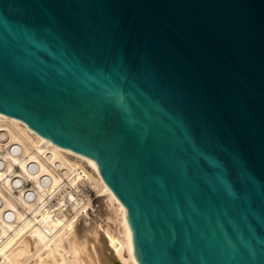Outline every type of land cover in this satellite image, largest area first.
I'll list each match as a JSON object with an SVG mask.
<instances>
[{
  "label": "water",
  "instance_id": "95a60500",
  "mask_svg": "<svg viewBox=\"0 0 264 264\" xmlns=\"http://www.w3.org/2000/svg\"><path fill=\"white\" fill-rule=\"evenodd\" d=\"M0 113L94 163L139 264H264V0H0Z\"/></svg>",
  "mask_w": 264,
  "mask_h": 264
},
{
  "label": "bare ground",
  "instance_id": "6f19581e",
  "mask_svg": "<svg viewBox=\"0 0 264 264\" xmlns=\"http://www.w3.org/2000/svg\"><path fill=\"white\" fill-rule=\"evenodd\" d=\"M0 122L9 123L13 138L31 144H36L40 140L45 141L61 153L65 160H69L73 165L82 164L95 178L94 173L97 174L99 196L104 199L106 211L107 209L109 211L108 219L111 220V228L109 226L104 228L102 237V241L106 243L105 252L108 250L111 259H117L122 264H139L129 234L126 209L103 181L94 163L86 156L53 144L20 120L0 113ZM4 198L6 202H0V264H64L65 244L74 254L76 264H85L79 256V250L82 248L79 247L72 231V220L77 216L64 222L60 218H52L29 202H20L15 195ZM7 210L13 211L12 220L4 217ZM97 239L95 230L90 235L86 234L84 241L92 244L94 251L91 253H95L94 259L99 264H107L108 255L99 247Z\"/></svg>",
  "mask_w": 264,
  "mask_h": 264
},
{
  "label": "built area",
  "instance_id": "2783aa9c",
  "mask_svg": "<svg viewBox=\"0 0 264 264\" xmlns=\"http://www.w3.org/2000/svg\"><path fill=\"white\" fill-rule=\"evenodd\" d=\"M11 131L9 123L0 122V202L15 195L64 222L99 207L96 173L95 178L87 167L65 160L45 141L31 144L13 138ZM4 217L12 220L13 211H5Z\"/></svg>",
  "mask_w": 264,
  "mask_h": 264
},
{
  "label": "rangeland",
  "instance_id": "374dc122",
  "mask_svg": "<svg viewBox=\"0 0 264 264\" xmlns=\"http://www.w3.org/2000/svg\"><path fill=\"white\" fill-rule=\"evenodd\" d=\"M99 203V207L91 213H88L87 216H83L80 218H75L72 220V231L74 238L77 240L79 247L82 249L79 250V256L84 260L85 264H99V262L94 259L92 244L85 242V235L92 234L95 230L97 231V244L99 247L106 250V243L102 241V237L104 236V228L110 227L111 228V220L108 219L109 211H106V203L104 199L101 198V202ZM105 209V211H104ZM108 213V214H107ZM104 245V246H103ZM108 255L107 264H122L117 259H111V253L105 252ZM63 254H64V264H76L74 254L68 249L67 244L63 247Z\"/></svg>",
  "mask_w": 264,
  "mask_h": 264
}]
</instances>
